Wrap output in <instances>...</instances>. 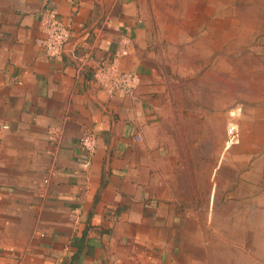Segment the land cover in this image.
<instances>
[{
    "label": "crops",
    "instance_id": "obj_1",
    "mask_svg": "<svg viewBox=\"0 0 264 264\" xmlns=\"http://www.w3.org/2000/svg\"><path fill=\"white\" fill-rule=\"evenodd\" d=\"M47 8L72 29L61 61L37 43ZM122 35L132 49L119 66L141 78L135 97L111 96L91 82L88 67L79 70L86 55L113 57ZM160 48L146 0H0L1 257L213 263V193L198 200L179 183L172 133L179 94ZM51 126L64 129L56 157ZM87 132L98 137L88 166L80 146Z\"/></svg>",
    "mask_w": 264,
    "mask_h": 264
},
{
    "label": "rangeland",
    "instance_id": "obj_2",
    "mask_svg": "<svg viewBox=\"0 0 264 264\" xmlns=\"http://www.w3.org/2000/svg\"><path fill=\"white\" fill-rule=\"evenodd\" d=\"M146 2L180 96L179 183L212 189V264H264V0Z\"/></svg>",
    "mask_w": 264,
    "mask_h": 264
},
{
    "label": "built area",
    "instance_id": "obj_3",
    "mask_svg": "<svg viewBox=\"0 0 264 264\" xmlns=\"http://www.w3.org/2000/svg\"><path fill=\"white\" fill-rule=\"evenodd\" d=\"M105 27L112 26L110 18L105 19ZM117 30V28H115ZM40 37L37 43L42 47L44 54L51 59L61 61L66 53L72 29L53 8L43 11L40 27ZM132 41L126 35H122L119 41V49L110 58H94L86 55L79 59V70L88 67L91 73V82L107 92L109 95H125L135 97L140 86L141 78L137 72L123 71L119 66V60L130 54ZM7 128V126H4ZM47 137L52 146L53 156L56 157L63 145L64 129L51 126ZM80 146L87 157L85 163L88 166L96 153L98 137L94 132H87L80 140ZM0 264H28L24 256L15 260H9L0 256Z\"/></svg>",
    "mask_w": 264,
    "mask_h": 264
}]
</instances>
